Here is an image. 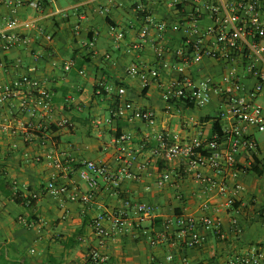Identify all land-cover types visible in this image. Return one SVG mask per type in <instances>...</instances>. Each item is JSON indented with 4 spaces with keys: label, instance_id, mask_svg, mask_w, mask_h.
<instances>
[{
    "label": "crops",
    "instance_id": "0c3cea01",
    "mask_svg": "<svg viewBox=\"0 0 264 264\" xmlns=\"http://www.w3.org/2000/svg\"><path fill=\"white\" fill-rule=\"evenodd\" d=\"M29 1L0 4V32L31 39L29 46L0 53L5 64L0 86L24 77L38 79L50 90L53 114L50 119L32 120L19 111L20 101L0 108V264H92L89 251L99 245L95 219L124 210L129 226L113 233L101 247L110 258L103 264H228L254 248L264 251V171L241 174L242 189L237 194L227 174L229 193L236 200L233 209H228L217 191L207 190V185L195 180L185 160L170 162L163 151L154 153L163 134L168 135L169 144L175 138L190 143L213 137L220 96L214 93L211 104L201 108L165 102L161 85L179 74L171 68L175 60L162 68L156 57L160 44L174 53L184 48L188 39L200 36L169 29L163 41H157L152 28L151 34L143 37L140 0H37L40 10L32 8ZM146 7L156 23L171 27L184 21V13L168 9L166 0H146ZM185 11H191V6ZM12 19H17L18 25L9 29ZM210 23L207 16L200 21L201 26ZM121 32L124 36L118 39ZM69 62H74V67L67 71ZM134 66L144 73L158 71L160 78L144 82L129 73ZM187 70L194 79L210 78L216 85L222 84L225 74L221 65L207 58ZM239 72L244 83L239 96L249 100L256 79ZM120 89L125 91L123 97L118 95ZM124 102L155 111V125L129 116L114 118L112 113ZM254 102L264 108V93ZM63 119L71 126L60 128L58 122ZM220 124L225 131L235 122L222 119ZM246 133L256 140L258 154L263 157L264 141L257 138L262 132L248 128ZM122 137L128 138L124 145L137 155L129 167L132 177L123 179L119 190L97 178L99 190L90 203L71 200L72 195L90 193L80 178L87 162L105 164L118 175L123 165L118 159ZM221 142L227 148L226 142ZM244 156L242 153L240 159ZM201 172L213 176L208 167ZM165 173L172 178L161 187L158 182ZM52 181L69 192L62 196L49 192ZM127 201L130 206L125 205ZM140 204L152 208L143 221L136 214L135 207ZM183 214L213 220L221 217V232L200 228L205 240L194 249L181 248L176 233L162 238L165 222L176 221ZM233 218L239 220L241 233L233 229ZM104 225L112 229L109 222Z\"/></svg>",
    "mask_w": 264,
    "mask_h": 264
},
{
    "label": "built area",
    "instance_id": "2783aa9c",
    "mask_svg": "<svg viewBox=\"0 0 264 264\" xmlns=\"http://www.w3.org/2000/svg\"><path fill=\"white\" fill-rule=\"evenodd\" d=\"M167 7L179 14L184 13L182 23H173L171 27L165 22L156 23L151 16L146 4L140 0L138 11L143 13L145 25L141 35L146 37L155 29L157 41H163L169 29L174 32L183 31L185 35L196 34L200 37L196 40L188 39L184 48L172 53L165 45L160 44L156 48V57L162 68H168L171 60L175 64L171 67L179 76L173 81L163 83V100L167 103H182L185 106L206 107L212 102L213 94L220 96L221 101L217 118L232 119L235 125L226 129L224 135H214L211 139L196 138L190 143L178 141L176 138L173 144H169L168 135L158 137V150L154 153L160 155L164 152L167 161L183 159L187 162L188 171L194 174L199 183L207 185L206 189L217 191L220 197L225 199L224 206L233 209L236 200L230 194L227 174L233 181L234 193L242 189L239 176L246 174L252 167L264 171V156L258 154L259 146L255 139L247 135L248 128L256 129L264 133V108L255 104L258 96L264 93V0H166ZM5 0H0V4ZM13 3V0H9ZM146 2V0H145ZM21 5V3H17ZM29 5L40 10L41 3L37 0H30ZM186 6H191V11H185ZM180 7H184L180 9ZM207 16L210 24L201 26L200 21ZM18 25L17 19H12L7 24L9 29ZM114 31V29L112 30ZM124 34L117 35L122 39ZM50 39V37H48ZM207 40V42L205 41ZM31 39L21 37L16 33L0 32V53H7L19 46H29ZM211 59L217 62L224 69L225 74L222 84L216 85L210 78L194 79L187 70L191 64H199L203 59ZM74 67V62L66 64L67 71ZM5 64L0 61V72ZM239 71H244L256 79L255 87L249 92V100L239 96L244 91L243 77ZM130 74L140 77L144 82L149 78L159 79L158 71L144 73L137 67H132ZM124 90L120 89L118 95L123 97ZM20 101L19 111L27 114L32 120L50 119L53 114L52 97L50 90L44 83L33 77H24L13 84L0 86V108ZM114 118L128 117L133 120L142 121L154 126L157 121V114L152 110H141L132 103L124 102L113 113ZM60 128L70 127L67 119L58 122ZM118 150V159L122 162L118 175H113L107 165L89 161L80 171V178L87 184L90 193L85 195H72L71 200L88 204L99 190L97 178H103L110 184L112 190H119L123 179L131 178L129 170L131 164L137 159L128 143L127 137H122ZM224 140L227 148L221 141ZM244 153V159H240ZM124 155V156H123ZM208 167L212 177H205L201 169ZM228 177V178H227ZM171 174L165 173L160 178L158 185L163 186L171 180ZM49 192L62 196L69 192L66 186L58 185L55 181L48 185ZM34 198H36L34 196ZM130 206V202H125ZM136 214L140 221L152 211L146 204L136 205ZM208 208L207 205L204 206ZM264 221V211L261 213ZM111 224L108 230L104 223ZM222 219L218 217L213 220L208 216L196 218L183 214L176 221L168 220L164 225L162 238L168 239L175 233L180 239L181 248L194 249L204 243L205 238L200 233V228L205 231L221 232ZM129 223L126 219V211H119L114 214H100L94 221V235L98 241V247L89 251V261L92 264H103L109 261L107 253L101 250L106 240L113 234L123 232ZM232 226L236 233H241L239 220L232 219ZM221 237V235H220ZM173 255L169 260H173ZM228 264H264V251L254 248L251 251L237 255Z\"/></svg>",
    "mask_w": 264,
    "mask_h": 264
},
{
    "label": "trees",
    "instance_id": "16d2710c",
    "mask_svg": "<svg viewBox=\"0 0 264 264\" xmlns=\"http://www.w3.org/2000/svg\"><path fill=\"white\" fill-rule=\"evenodd\" d=\"M141 2L143 3V5L146 4L145 0H141ZM140 17L143 16V13L139 12ZM212 134L214 135H218L219 137H222L224 135L222 126L220 124V119H216L214 120L213 124H212ZM249 172H257L260 173L259 169L252 167L251 170H249ZM32 200V199H31ZM31 200H28L27 204L30 205Z\"/></svg>",
    "mask_w": 264,
    "mask_h": 264
},
{
    "label": "rangeland",
    "instance_id": "374dc122",
    "mask_svg": "<svg viewBox=\"0 0 264 264\" xmlns=\"http://www.w3.org/2000/svg\"><path fill=\"white\" fill-rule=\"evenodd\" d=\"M111 44H112V45L114 44V42H113L112 40H111ZM257 138L263 142V141H264V133H258ZM29 250H30V249H29ZM28 252H29V251H28ZM29 253H30V252H29Z\"/></svg>",
    "mask_w": 264,
    "mask_h": 264
}]
</instances>
